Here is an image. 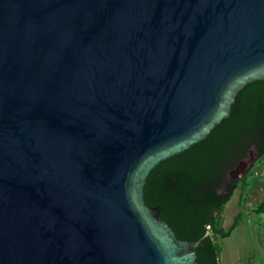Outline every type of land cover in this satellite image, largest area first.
Returning a JSON list of instances; mask_svg holds the SVG:
<instances>
[{
	"label": "water",
	"instance_id": "water-1",
	"mask_svg": "<svg viewBox=\"0 0 264 264\" xmlns=\"http://www.w3.org/2000/svg\"><path fill=\"white\" fill-rule=\"evenodd\" d=\"M256 79L264 0H0V264H197L146 176Z\"/></svg>",
	"mask_w": 264,
	"mask_h": 264
},
{
	"label": "trees",
	"instance_id": "trees-1",
	"mask_svg": "<svg viewBox=\"0 0 264 264\" xmlns=\"http://www.w3.org/2000/svg\"><path fill=\"white\" fill-rule=\"evenodd\" d=\"M254 150V159L238 178L228 170ZM264 156V79L245 84L223 117L199 142L160 160L150 169L143 186L144 202L159 215L179 239L209 235L195 247L197 264H220L217 238L229 236L241 218L235 214L226 228L221 213L239 182H244L254 162ZM264 211V200L255 208ZM208 226V227H207Z\"/></svg>",
	"mask_w": 264,
	"mask_h": 264
},
{
	"label": "crops",
	"instance_id": "crops-1",
	"mask_svg": "<svg viewBox=\"0 0 264 264\" xmlns=\"http://www.w3.org/2000/svg\"><path fill=\"white\" fill-rule=\"evenodd\" d=\"M250 173H251V176H253V178H249V180H247L246 178L244 182H239L237 187L234 189L230 199L225 204L227 205L228 202L231 201L232 197L236 196L233 201L235 203L234 208H237L235 214L239 212L241 213L240 220L238 221L235 228L231 231V233L227 237H230L234 232H237L241 224H242V227L246 230L245 227H247V224H243L244 214H249L248 207H250L252 214L248 216L249 217L248 224L250 225V227H255L253 229L254 231L252 232V235L254 238H257L256 240H258L257 246H256L257 249L256 247L253 248L248 244L247 245L243 244V246H241V244L233 245V249H236L237 247L239 249L238 251L236 250L237 252H235V250L231 251V254L234 255L231 258L236 259L238 261L237 264H244L241 262L240 252L242 254L247 253L248 254L247 259L249 260L251 259V257H254L255 254H257L258 256L264 257V211L262 212L255 211V208L260 204L262 200H264V158L256 160L254 162L250 170ZM256 202L258 203L255 204ZM261 229L263 230V233H261ZM222 251H223V248L221 246V251L219 254V263H220V256H221ZM247 263L248 262H246V264ZM248 264H250V262ZM261 264H264V263H261Z\"/></svg>",
	"mask_w": 264,
	"mask_h": 264
},
{
	"label": "rangeland",
	"instance_id": "rangeland-1",
	"mask_svg": "<svg viewBox=\"0 0 264 264\" xmlns=\"http://www.w3.org/2000/svg\"><path fill=\"white\" fill-rule=\"evenodd\" d=\"M264 158V156H262L259 159ZM254 159V150L251 148L248 151V157L244 160H242L239 165L230 171V173H228V177L230 178H237L240 175H242L246 169L248 168V165L251 163V161ZM258 159V160H259ZM246 178L247 180H249V178H253V176H251V173L248 172L246 174ZM236 196H233L231 201L228 202L227 205H225V207L222 210L221 213V225L226 228L232 221V218L237 210V208H234L235 203L234 198ZM258 202H256L255 204H257ZM249 209V214H244V223L243 224H247L246 230L242 227V224L240 226V228H238L237 232H234L230 237L227 238H217V241L219 242V244L222 246L223 251L221 253L220 256V264H237L238 261L233 257L234 255L231 254V251L235 250V252H237L239 249L238 247L236 249H233V245H240L243 246V244L245 245H250L251 247H256L257 246V242L258 240H256L257 238H254L252 235V232L254 231L253 229L255 227H250V225L248 224V219H249V215L252 214L250 207H248ZM261 233H263V230L261 229ZM257 249V247H256ZM237 250V251H236ZM240 256H241V262L246 264V262H250V264H261L264 263V257L262 256H258L257 254L254 255V257H251V259H247L248 254L247 253H241L240 252ZM240 262V263H241ZM247 263V264H248Z\"/></svg>",
	"mask_w": 264,
	"mask_h": 264
},
{
	"label": "flooded vegetation",
	"instance_id": "flooded-vegetation-1",
	"mask_svg": "<svg viewBox=\"0 0 264 264\" xmlns=\"http://www.w3.org/2000/svg\"><path fill=\"white\" fill-rule=\"evenodd\" d=\"M247 157H248V156H247ZM247 157H245V158L239 160V162L237 163V165L235 166V168L239 165V163H240L242 160L246 159ZM235 168H233V169H235ZM233 169H231V170H233ZM231 170H228L227 173H230Z\"/></svg>",
	"mask_w": 264,
	"mask_h": 264
},
{
	"label": "built area",
	"instance_id": "built-area-1",
	"mask_svg": "<svg viewBox=\"0 0 264 264\" xmlns=\"http://www.w3.org/2000/svg\"><path fill=\"white\" fill-rule=\"evenodd\" d=\"M255 173H256V171H255Z\"/></svg>",
	"mask_w": 264,
	"mask_h": 264
}]
</instances>
